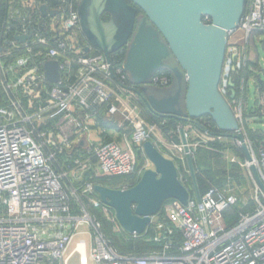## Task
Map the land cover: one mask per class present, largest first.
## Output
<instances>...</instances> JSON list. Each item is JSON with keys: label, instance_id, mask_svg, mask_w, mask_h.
<instances>
[{"label": "built area", "instance_id": "2783aa9c", "mask_svg": "<svg viewBox=\"0 0 264 264\" xmlns=\"http://www.w3.org/2000/svg\"><path fill=\"white\" fill-rule=\"evenodd\" d=\"M79 5L77 0H0V264H69L74 254L78 264H264V192L254 180L249 207L239 210L230 225L225 217L239 199L228 183L209 187L200 203L194 198L185 206L166 201L159 219L153 217L144 233L156 248L142 256L121 255L107 242L87 203L78 197L83 195L94 210L107 208L94 192L96 184L84 183L80 191L72 188L55 168L56 152H48L49 147L58 148L84 171L92 164L99 177L127 180L119 190L140 178L139 152L149 164L142 151L148 141L158 147L165 140L164 149L185 172L187 168L180 142L158 137V123L147 122L137 110L138 89L130 84L123 63L85 41ZM259 33H264V0H246L237 27L227 33L218 92L252 155L253 161L244 166L249 170L253 164L264 185V148L254 149L246 137L247 81L242 75L248 46ZM47 62L57 65L56 83L46 78ZM170 83L164 73L151 79L154 87ZM255 103L264 116V91L255 93ZM100 113L125 122L124 129L131 131L125 148L105 138L89 139ZM203 127L195 130L201 139L194 144L185 130L191 151L229 138ZM234 142L239 150L240 143ZM230 161L237 163L236 158ZM83 225L88 232L80 231ZM79 235L88 240L73 248Z\"/></svg>", "mask_w": 264, "mask_h": 264}, {"label": "water", "instance_id": "95a60500", "mask_svg": "<svg viewBox=\"0 0 264 264\" xmlns=\"http://www.w3.org/2000/svg\"><path fill=\"white\" fill-rule=\"evenodd\" d=\"M246 0H82L78 8L80 29L88 43L106 58L125 51L123 70L137 88L140 100L152 115L179 123L204 127L203 117L212 121L216 135L240 143L248 163L252 155L239 124L218 92L227 33L234 30L245 10ZM130 3V4H129ZM106 16L107 20H103ZM204 19H208L205 22ZM20 40V39H19ZM264 53V43L261 45ZM49 82L58 81L57 65H44ZM171 75L169 87L151 85L158 73ZM235 97L232 92L230 98ZM191 189L197 203L201 194L192 151L186 132L178 131ZM84 141L80 142L83 146ZM142 151L151 165L138 182L126 190L96 184L100 202L114 212L121 230L141 236L166 201L187 205L191 194L178 176L175 163L165 158L150 141ZM255 184L264 192L258 170L251 164Z\"/></svg>", "mask_w": 264, "mask_h": 264}, {"label": "rangeland", "instance_id": "374dc122", "mask_svg": "<svg viewBox=\"0 0 264 264\" xmlns=\"http://www.w3.org/2000/svg\"><path fill=\"white\" fill-rule=\"evenodd\" d=\"M81 1L82 0H77L79 4L81 3ZM262 43H264V33H259L253 36V41L248 46V51H247L249 64L246 65L245 68H243V74H242L245 77V81H247V91L245 95L246 105L248 107V111H247L248 114L246 115L247 118H245L247 124V127L245 128L246 137L251 143H253L254 149L264 148V132L262 131V129L264 128V116H260V117L256 116L254 118L249 116V113L252 112V108L254 105L255 93L258 91V88L256 86V81H261L262 83H264V53L261 50ZM2 102H0V104ZM136 104L139 105L140 109L137 108V110H140L141 115L144 118V112L147 109L145 108L141 100H137ZM96 119L101 127L103 128L105 127L106 129L109 130L111 129L109 127H116V129H119L121 131H123L125 128V122L123 123L122 120L115 121V119L107 118L106 116L103 115V113H100V116H98ZM165 124H170V126H167V128H165L166 127ZM174 127L175 124L173 122H170L169 120L161 121L160 123L157 124V130L159 131V133L161 132V134L164 133L165 135H167V133H170L168 136L171 135V137H172V133L174 134V129H175ZM177 127L183 128L184 130L186 129L190 130V133L192 134L190 135L192 136L190 137L189 140L190 144H194L195 142H198L199 133L195 132L196 129H191V127H193L192 125L179 124L178 126H176V128ZM256 129H260V130H256ZM129 133L131 135L130 129H129ZM156 135L159 136L158 134ZM252 136L254 137L255 140L253 139ZM97 141L98 139L96 140V142ZM164 142L165 140L162 141L161 144H159L161 147V149H158L160 153L165 158L170 159L175 163L178 173L181 175V177L182 176L184 177L186 174L188 175V172H185L181 164L175 161V159L171 157V155L164 149L163 147ZM215 143L217 144V145L215 144L216 147H213L214 146L213 143H208L205 145L206 147L204 145H199L195 149V151L192 150V155H194L195 157V164L199 175L198 176L199 182L197 181V183L198 184L203 183L204 182L203 180H205L204 178H206L209 182L210 179L215 181L214 182L215 184L211 183L213 185H220L224 182H226L225 184L230 183L231 187L234 188L239 193L240 197L242 198V201H249L252 197L251 194H252L253 179L250 171L244 166V163L246 161L245 157L244 159H242V157H240L239 154H237L236 144L232 139L224 138L222 141H216ZM210 150L217 151L218 155H216V157L211 155ZM239 150L242 152L241 148ZM48 152H50L51 154H54L56 152L55 163H54L55 168L59 169V171L64 175V177L68 179L72 188H74L77 191H80L78 188L82 187L84 183L92 182L95 184L102 185L98 181L101 179L106 180V178L99 177L98 170H96V168L92 164H91V170L87 172L84 171L85 168H83V166L75 165L69 158L67 159V157L63 153L59 154L58 148L49 147ZM140 157L141 156L138 155L139 165L137 167V171L143 173L145 170L150 169L151 165L147 164L144 159L141 160ZM232 158H236L237 161L236 164L231 163L230 160ZM228 180L230 181L228 182ZM109 188L115 189L116 187H109ZM116 189L119 190L118 188ZM77 193L80 194L79 192ZM78 197L83 202L87 203L86 209L91 214V216H94L95 218L94 220L100 224L101 232L103 233L107 242L108 243L110 242L111 244L110 243L109 244L112 245L114 249L116 248L123 255L131 256V257L140 256L141 253L145 252L144 249H146V246L152 243V240H150L148 234L145 235L143 234L144 235L143 237L126 235L119 227L115 219L114 212L108 207L107 208L103 207L94 210L93 207L89 205L87 199H84L83 195H79ZM232 213L233 211L230 212L228 211L227 216H231ZM159 215L160 214H157L154 217L155 222L159 219ZM80 231L88 232L89 230L83 225L80 228ZM83 238L88 240V236H84V235L77 236L76 240L74 241L73 248ZM77 261H78V255L74 254L71 257L69 264H78Z\"/></svg>", "mask_w": 264, "mask_h": 264}, {"label": "trees", "instance_id": "16d2710c", "mask_svg": "<svg viewBox=\"0 0 264 264\" xmlns=\"http://www.w3.org/2000/svg\"><path fill=\"white\" fill-rule=\"evenodd\" d=\"M128 1V0H127ZM98 51V50H97ZM99 52V51H98ZM124 56H125V51L124 50H120V51H118V52H116V53H114V54H112V56H110V59L111 60H113V61H115V62H118V63H123V60H124ZM251 63V62H250ZM249 64V61H248V63H247V65ZM247 68H248V66H247ZM248 71V70H247ZM165 75H167V76H169V77H171L170 76V74L169 73H167V72H163ZM256 86H257V88H258V90H260V91H264V83H262L261 81H257V83H256ZM244 100H245V103H246V99H245V97H244ZM146 110V109H145ZM258 115V117H260L261 116V114H259V111H258V109L256 108V103H255V110H252V112L251 113H249V116L250 117H254L255 115ZM144 115L147 117V118H149V119H151V121L153 120L154 122H157V123H160L161 121H165V120H169L170 122H173L174 124H175V129H174V133L176 132V130H177V128H176V126H178L179 124L180 125H182V123H179V122H177V121H175V120H170V119H166V118H159V117H156V116H154V115H151V113L150 112H148V110H146L145 112H144ZM198 122L202 125V126H209V128L211 129V130H213V131H216V129H215V126H214V124L212 123V121L210 120V118H208V117H203V118H201L200 120H198ZM167 123V122H166ZM166 125V127L165 128H167V126H170V124H165ZM195 129H197V130H202V129H200V128H198V127H196V126H193ZM246 127H247V125H246ZM217 132V131H216ZM176 134V133H175ZM253 137V136H252ZM253 139H254V137H253ZM255 140V139H254ZM214 144V146L213 145H211V146H213V147H216V143L214 142L213 143ZM216 144V145H215ZM236 152H237V154H239V156L240 157H242V159H244V155H243V153L240 151V150H237L236 149ZM210 153H211V155H213V156H215L216 157V155H218V152L217 151H211L210 150ZM139 156H141L140 157V159L142 160V159H144V157L142 156V154L139 152V154H138ZM193 162H194V166H195V170H196V178H197V181L199 182V180H198V172H197V168H196V164H195V157H194V155H193ZM178 176H179V178H180V180H181V182L183 183V185L189 190V192H190V194H191V199H193L194 198V196H193V194H192V189H191V182H190V178L188 177V175L186 174L184 177L182 176L181 177V175L178 173ZM205 180H203L204 182L203 183H200V184H198V187H199V190H200V194L201 195H203V193L209 188V187H222L223 185H225V183L226 182H224V183H222V184H220V185H213V184H211V183H214L215 181H213V180H211L210 179V182L206 179V178H204ZM138 180L139 179H137V178H135V179H133V180H131V183H132V185L134 186L137 182H138ZM127 181V180H126ZM125 180H123V179H106V180H99L98 182L100 183V184H102V185H105V186H107V187H116V188H119L118 186L121 184V183H124V182H126ZM215 184V183H214ZM115 188V189H116ZM161 209H162V207H161ZM242 208H239L238 206H236V207H234V208H232L230 211H233V213L231 214V216H226L225 217V221H226V224L227 225H230L233 221L235 222V220H236V214H237V212L239 211V210H241ZM229 211V212H230ZM161 213V210L159 211V213L158 214H160ZM127 235V234H126ZM145 235V234H144ZM144 235H142V236H137V237H143ZM110 243V242H109ZM111 244V243H110ZM112 246V245H111ZM156 247H155V245L154 244H152V243H150V245H147L146 246V249H144L145 250V252H143V253H141L140 254V256H142V255H144L146 252H148L149 250H152V249H155ZM115 250H117L116 248H115ZM141 251V250H140ZM117 252L119 253V254H121V255H123L122 253H120L118 250H117Z\"/></svg>", "mask_w": 264, "mask_h": 264}, {"label": "crops", "instance_id": "0c3cea01", "mask_svg": "<svg viewBox=\"0 0 264 264\" xmlns=\"http://www.w3.org/2000/svg\"><path fill=\"white\" fill-rule=\"evenodd\" d=\"M252 110H255V100H254V105H253ZM247 111H248V107H247V105L245 103V118H247V116H246L248 114ZM256 116L258 117L257 114L254 117H256ZM254 117H252V118H254ZM144 118L149 123H157V122H154L153 120L151 121V119L147 118L145 115H144ZM109 128H111V129L109 130V129H106L105 127L103 128L100 125L96 126V128L94 127L93 129H91V131L88 134L89 139L96 141L97 139L99 140V139H104L105 138L107 140H112V141L116 142L118 145H120L123 148H125L127 146V141H129V139H130L129 131L125 130V129L123 131H121L119 129H116L115 127H109ZM192 129H195V128L192 127ZM101 130H103V132H101ZM256 130H260V129H256ZM262 131L264 132V128L262 129ZM169 134L170 133H167V135H165L164 133L161 134V132L158 133V135H160V138L163 137L165 139H171V140H174L176 142H180L179 135L177 136L175 133L174 134L172 133V137H171V135L168 136ZM189 134L192 135L190 132H189ZM190 137H192V136H190ZM157 148L161 149L160 145H158ZM234 193L237 195V197L239 199V203H238V207L239 208H244L245 206L249 207L251 199L249 201H242V198L240 197L239 193L236 190L234 191ZM251 196H253V184H252V194H251Z\"/></svg>", "mask_w": 264, "mask_h": 264}, {"label": "bare ground", "instance_id": "6f19581e", "mask_svg": "<svg viewBox=\"0 0 264 264\" xmlns=\"http://www.w3.org/2000/svg\"><path fill=\"white\" fill-rule=\"evenodd\" d=\"M77 250L79 251L80 255L85 258L86 256V252L83 250V248L81 247V245L78 246Z\"/></svg>", "mask_w": 264, "mask_h": 264}, {"label": "flooded vegetation", "instance_id": "af4514ba", "mask_svg": "<svg viewBox=\"0 0 264 264\" xmlns=\"http://www.w3.org/2000/svg\"><path fill=\"white\" fill-rule=\"evenodd\" d=\"M129 4H130V3H129ZM103 20H107V17L104 16V17H103ZM170 76H171V75H170ZM168 77H169V76H168ZM170 78H171V77H170ZM171 83H172V78H171ZM171 83H170V85H171ZM170 85H169V86H170ZM169 86H167V87H169ZM167 87H165V88H167ZM182 124H183V123H182Z\"/></svg>", "mask_w": 264, "mask_h": 264}]
</instances>
